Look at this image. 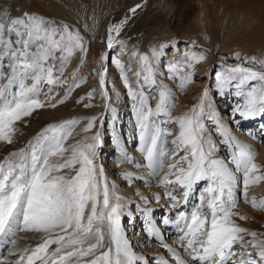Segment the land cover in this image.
Here are the masks:
<instances>
[{
	"label": "snow or ice",
	"instance_id": "6c2138e0",
	"mask_svg": "<svg viewBox=\"0 0 264 264\" xmlns=\"http://www.w3.org/2000/svg\"><path fill=\"white\" fill-rule=\"evenodd\" d=\"M130 11L135 13L136 8ZM123 23L126 21L109 28V49L114 43L123 48L124 42L115 41L112 35L120 34ZM166 47L161 44L153 48L151 57L132 53L139 64L135 87L123 63L115 61L134 101L139 151L144 162H134L126 152L124 159L136 167H146L148 175L164 189L171 207L181 209L175 221L164 222L174 224L178 244L189 259L163 241L151 219L147 221V231L160 241L175 264H264V239L233 219L239 215L233 211L238 202L236 172L242 173L241 195L245 199L249 185L264 180V175L258 174L261 168L254 162L255 153L247 145L235 142V171L214 155L216 146L203 123L206 116L213 117V113L205 111L206 107L211 108L205 103L207 89L188 113L171 117L175 100L171 90L158 82L156 68ZM77 51L85 55L88 51L78 30L28 12L13 17L0 8V142L12 145L18 122L38 109L64 103L44 102L41 96H50L54 87L67 82L61 77ZM58 57L59 68L55 64ZM205 59L203 54L187 53L183 61L168 65L170 78H178L181 88L186 87L194 82L193 73L181 75L183 68L194 69ZM106 74V68L98 73L102 94L108 99ZM215 79L218 89L235 88L243 99V106L236 109L240 116H264V72L237 66L217 72ZM76 80L74 74L73 86L79 87ZM45 87L48 93L44 92ZM152 88L157 89L159 97L155 108L146 94ZM96 119L90 118L82 131L92 132ZM170 122L179 129L171 141L168 137L172 130L165 127ZM77 124V119L50 124L24 147L0 160V247L11 245L8 255L0 256V264H168L163 257L150 259L134 251L122 226L123 197L108 180L103 165L97 163L100 132L68 144ZM134 178L143 179L125 173L129 183ZM194 196L197 203L190 211H184ZM143 199L147 201L146 197ZM155 199L161 196L157 194ZM251 203L264 210V201L257 204L253 198ZM21 232L41 233L42 242L34 248H18ZM246 236L252 239L246 240Z\"/></svg>",
	"mask_w": 264,
	"mask_h": 264
},
{
	"label": "rangeland",
	"instance_id": "374dc122",
	"mask_svg": "<svg viewBox=\"0 0 264 264\" xmlns=\"http://www.w3.org/2000/svg\"><path fill=\"white\" fill-rule=\"evenodd\" d=\"M21 1V0H20ZM27 2V11L31 14H38L40 17H43L46 20H53L56 25L67 24L69 28L73 31H79V33L84 37L85 43L88 51L91 54V68L89 71H84L86 55L77 51L71 59L74 58L73 71H66L67 66L64 68L62 80L67 81L63 84L62 87H54L49 95H42L41 100L44 102L56 103L59 100H65V97L73 92V76L77 77L76 82H79V79L85 82L89 81H98L99 90L103 93L99 83L98 73L107 69V74L105 77V88L108 93V99H102L103 103L101 107H97L95 112L89 113V106L84 107V112L71 113V115H65V117H60V114L53 113L52 116H48V112L51 111L49 107L41 108L33 112L30 117H26L24 121L18 122L16 127L18 131L15 133L14 140L15 143L8 145L0 142V160H3L10 152L15 151L19 148L24 147L30 140H32L37 133L41 132L42 129L46 128L50 124H57L62 121L77 119L78 124L75 126L73 136L69 138L68 144L75 143L77 140H80L85 135H92L95 133V129H92V132L85 133V135H79L80 125H84V122L89 123V119L92 117L98 118L100 114L103 113V117L100 122L95 120V125L98 127V131L101 136V144L98 147V164H102L105 170V174L108 180L116 185V192L123 197L122 203L125 205L123 210V215L121 217L123 230L129 225V218L132 213H135L133 217L139 216L141 221H143V226H145L146 220L143 219L145 216H148V220L154 223L155 227L159 230H163L161 233V238L170 237L168 239V245L172 243V248H175L172 238L177 240V230L169 227L167 223H164L165 228L162 229V221H159V218L162 217L163 213L165 214L163 208L162 211L154 213H149L146 208V204L141 203V199L136 195V189L138 184L142 182L137 179L136 182H131L125 179L123 175V170L117 166V158L113 159L114 154H122L121 149L119 151L108 150L109 146H112L113 142V128L116 126L113 125V114L110 109H115V100L113 96L118 98L117 88L115 84H109V74L111 72L109 66L112 65L113 57L121 59V55L124 53L126 46L134 45L139 47L140 45H148L151 47L159 48L161 44L167 45L164 49V55L160 58V64L164 66L165 76H168V65L171 63L181 62L184 60L185 56L181 55L177 47V51H174L175 45L189 44L192 46V51L196 53L199 51L202 53L207 60H209V67L203 68L201 73L193 72V80L196 85L194 88L200 90V94L207 89L209 96L206 99V105L210 104L211 108L205 109L206 113H213L212 118L207 116L203 120L205 124L208 135L210 136L212 142L215 143L217 139L220 140V146H222L224 161L231 158L235 151V142L233 139L232 143L225 140L226 135L223 134L222 129L225 130V127L222 126L221 122L231 123L228 129L234 128L232 130H227L228 134L233 135L237 134L242 137L239 138V143L247 145L251 151H258L259 160L255 159L261 168V172L258 174L264 175V152L262 147L264 146V128L260 130L256 124H244L245 117L240 116L236 112V107L243 106V99L233 93V88L226 87L223 90H219L216 84L215 74L219 70L223 71L226 68L230 67V64H253L257 69H260L264 72V0H167L165 3H161V0H22ZM43 1L46 4L45 6ZM140 5V7H136ZM7 6V5H5ZM5 8L4 10L8 11L13 17L16 15V10L12 6ZM136 8L135 13L131 12L130 9ZM11 10V11H10ZM202 16V18H201ZM57 20V21H56ZM61 21V22H60ZM123 27L120 31V34L117 36L115 32L112 33L115 41H123V48L119 43H114V46L109 49L107 44V39L109 35V28L114 25H119L122 22ZM196 25L195 31L193 27ZM193 27V28H192ZM196 39L199 44L194 45L193 41ZM143 42V43H142ZM145 42V43H144ZM218 42V43H217ZM155 44V45H154ZM158 46V47H157ZM180 48V47H179ZM213 50V52H211ZM236 50L244 51L243 55H237ZM259 52L261 54H259ZM145 53V52H144ZM232 53V54H231ZM235 53V54H233ZM175 55V60H171L170 55ZM197 54V53H196ZM123 57V56H122ZM59 58V57H58ZM58 58L55 61L56 67L59 68L60 60ZM77 58V59H75ZM224 59H226L224 61ZM83 60V63H81ZM121 61H123L121 59ZM129 64H133L131 56L126 59ZM240 61V62H238ZM69 63V62H68ZM160 65H156L158 69ZM133 66H130V68ZM184 68H186L184 70ZM181 75L189 72L190 69L184 67ZM188 70V71H187ZM110 71V72H109ZM186 71L185 73H183ZM258 72V71H257ZM199 73V74H198ZM175 82V87L177 90L182 91L183 88L179 85V79H172ZM192 84V83H190ZM188 84V85H190ZM188 87V86H186ZM71 91L69 93V89ZM92 89V91H91ZM96 88L93 89L91 86L90 91L92 96L88 97L90 103L93 98H101L102 95H97L95 92ZM157 89L152 88L147 91L149 99L153 108H155L156 103L158 102L159 97H155ZM44 92L48 93V87L44 88ZM177 91L173 92L174 94ZM226 98L224 99L223 95ZM200 95V97H201ZM232 95V97H231ZM228 96V97H227ZM126 96L121 97V104L117 108L118 114L121 113V107H123V102H125ZM199 97V99H200ZM49 99V100H48ZM157 100V101H155ZM128 102V101H126ZM199 101H197L198 103ZM220 102V103H218ZM114 103V104H113ZM59 104V103H57ZM224 104V105H223ZM76 106V107H75ZM221 106V107H220ZM222 106H225L222 110ZM129 106H126L128 108ZM220 107V108H219ZM78 105H74L70 108V111L77 110ZM50 109V111H49ZM100 109V111H98ZM231 109H234L232 114ZM53 110V109H52ZM69 111V112H70ZM47 112V113H46ZM128 113V112H127ZM228 117L224 119L222 116ZM124 113L122 112L123 116ZM260 115H257V117ZM52 118V119H51ZM163 119V117H161ZM168 118V117H166ZM124 119V118H123ZM238 119V120H237ZM250 118H247L245 122H249ZM257 118L252 120L254 123H260ZM237 120V121H236ZM125 120L120 125V130L123 131V134H126L125 129L127 130L126 125H124ZM97 123V124H96ZM100 123V124H98ZM234 126V127H233ZM249 126V127H248ZM165 127L175 129L174 123H169ZM95 131V132H94ZM129 135H135L132 129H128ZM78 132V133H77ZM169 138V137H168ZM123 140V137L121 138ZM214 140V141H213ZM259 140V143L256 141ZM120 146L125 150V146L120 142ZM122 149V150H123ZM217 157V155L214 153ZM223 160V159H222ZM112 164H108L111 163ZM228 162V161H225ZM243 181V177H240ZM241 181V182H242ZM142 184V183H141ZM264 186V180L259 183L252 184L247 188V204L251 205V201L255 198L256 201H260L264 197V192H261L257 186ZM243 188V186H242ZM238 196V211L245 218L248 217V214L244 210L245 200H239L242 195ZM249 196V197H248ZM240 197V198H239ZM171 205V202L167 200ZM250 202V203H249ZM192 207V205H191ZM175 213L180 211V208H172L168 216L169 221L175 216ZM264 211V210H262ZM174 214V215H173ZM158 219V221H157ZM236 223L245 224V220L235 219ZM131 235H128V239L133 245L134 251L138 255L146 256L150 259L163 257L168 261V264H175V260L172 259L171 255L167 250L162 247L160 241L153 237H150L147 229L143 231L141 228V233L135 227H141V223L138 221H133ZM139 225V226H138ZM133 229V228H132ZM169 232H172L170 235ZM127 233V232H126ZM24 235V232L19 233L17 239ZM136 234V235H134ZM30 236L23 238L24 246L22 248H34L39 243L42 242V234L30 232ZM131 236V237H130ZM149 237V238H148ZM259 238L264 239V225H261V231H259ZM11 245H5L0 250V256H6L8 254V248ZM55 248V245L51 246ZM178 251L182 254L183 250L178 246ZM240 250L237 248V256H239ZM187 260L189 259L186 254L183 255ZM16 259V257H12ZM39 264V262H37ZM231 264V261H229Z\"/></svg>",
	"mask_w": 264,
	"mask_h": 264
},
{
	"label": "bare ground",
	"instance_id": "6f19581e",
	"mask_svg": "<svg viewBox=\"0 0 264 264\" xmlns=\"http://www.w3.org/2000/svg\"><path fill=\"white\" fill-rule=\"evenodd\" d=\"M161 1H162L161 3H165L167 0H161ZM40 3L41 4L43 3L44 6L46 5V4H44L45 2H43V1H41ZM27 4H28L27 2L22 1V0L21 1L20 0H0V8L5 9V8H3L5 5H7L5 7H8L10 5V6H12V8H14L16 10V15L14 17H19V16H21L24 13V11H27L28 10ZM34 15L39 16L38 14H34ZM201 18H202V16H201ZM50 21L53 22V20H51V19H50ZM196 25H197L196 23L193 25V27H195L193 31H195ZM192 41H193L194 45L199 44V42H197L196 39H194ZM177 47H178L179 52L181 53V55L185 56L187 53H193V51L191 50L192 46H189V44H187V43L186 44H182V45H180V44L175 45L174 51H177L176 50ZM153 48H156V47H151V46H148V45H145V44L144 45L142 44L139 47H136L134 45L126 46V48L124 49L123 55H121V59L123 61H121V59L117 58V57H113V59H112V65L109 66L111 72L109 71L110 73H108L109 74L108 83L116 85V88H117V92L116 93H118V98L115 97V94H114L113 99L115 100L114 103H115L116 106H115V109H112V108L110 109V111L112 112L111 114H113V118H112L113 125L115 124L116 126L113 128V142L114 143L112 144V146H109L108 150L119 151L121 149L120 153H122V154L118 153V154H114L113 155V159L117 158L116 162H117L118 168L123 170V175L124 176H125V173H132L134 177H143V179H139L140 181L142 180V182H141L142 184L141 183L138 184V187H137V189L135 191L136 195L141 199V203L146 204V208L149 211V213H154V211L155 212H158V211L161 212L162 211L161 207H164L163 209L166 210L165 214L163 213L162 217H160L159 220L162 219L163 221H165V219L169 220L168 216L170 214V210L172 209V207L169 204V202H167L168 199L164 195V189L159 185L157 179H154V178H152V177H150L148 175V169L146 167H136L135 163H129V162H127L124 159V153L126 152L128 154V156L131 157V159L134 162H141V163L144 162V157H143L142 153L139 151L138 130H137L136 119H135L134 111H133L134 101L132 100L131 95H130V93L128 91V88L125 86V84H124V82H123V80L121 78V71L117 67V64L115 63V61L117 59L120 60L123 63L124 68L127 71V75H128L129 81L135 87L136 86V81H137V77L135 76V73L139 69V64H138V58L137 57H133L132 53L136 52V53H139V54H147V55H149V57H151V50ZM211 52H213V50H211ZM196 53L198 55L202 54L199 51H196ZM235 53H237V55H243L244 51L236 50ZM235 53H233V54H235ZM259 54H261V53L259 52ZM130 56H131V60H133V62H132L133 64H129L128 61H126V59L129 58ZM170 57H171L170 58L171 60H175L176 59L174 54H171ZM84 58L86 59V63H85V66H84L85 67L84 71L86 72V71H89L90 68H91L92 60H91L90 51H87L86 56ZM75 59H77V58H75ZM58 60H59V58H58ZM225 60L226 59H224V61ZM238 62H240V61H238ZM75 64H76V61L74 62V58L70 59V61L68 63V67L66 68L65 72L66 71H70V70L73 71ZM228 64H230L229 68L242 66V67L251 69L253 71L262 72L260 69H257L256 66L253 65V64L249 65V64H246L244 62H243L244 65H242V64L234 65L233 63H228ZM157 65H160L158 67V69H157L158 82H162L164 85H166L171 90V92L173 94V97H174V100H175V107H173L171 109V117L172 118H177V117L182 116L185 113H188L189 110L194 105L197 104V101L200 100L199 99V97L201 95L200 94V90L197 89V88H194V85H196L197 83L195 84L193 82L192 84L187 85L188 87H184L182 89V91H179L175 87L176 86L175 82L170 78V76L172 74L168 71V76H165L166 73L164 72V66H162L160 64V62H158ZM130 66H133V67L130 68ZM208 67H209V60L205 59L203 62H200V63L196 64L194 69H191L190 71H192V73L193 72L201 73V70L203 68H208ZM185 69L186 68H184V70ZM220 71L221 70H219V72ZM185 72L186 71H184L183 73H185ZM77 83L79 84V87H75L74 86L73 92L68 96V98H66L64 100V103H59L54 108L53 107H49L51 109V111L49 109L50 112H48V113L46 112L48 114V116H52L53 113H57V115L59 113L60 117H65V115L66 116L67 115H71V113H77V112L81 113V112H84L85 105H90L89 106V110H88L89 111L88 114H90L92 112H95L98 106L102 108V105H103V107H104V105H106V103L102 102V99H104V96H102L101 98H97L96 100H94V98H93L91 103H90V101L88 99V97H89L88 94L92 93L91 92L92 89L90 91L91 86H93V89L96 88L95 92H97V95H102V92L99 90L98 81H94L93 82L91 80L89 82H85V81L81 82V79H79V82L77 81ZM179 85H180V80H179ZM175 91H177V92L174 94L173 92H175ZM154 93L156 94L154 98H157L158 91H156ZM233 93L235 94V96H233V97H236L237 94H236V89L235 88H233ZM123 96H126L125 98H127V99H125V102H123V107H121V111L124 113V115L121 116L122 112L118 114L119 110L117 108H119V104H121V101H122L120 99ZM223 97L225 99L226 98V94H225V96L223 95ZM231 97H232V95H231ZM126 101H128V102H126ZM155 101H157V100H155ZM218 103H220V102H218ZM74 105H78L79 108L77 110H73L71 112L70 108L73 107ZM126 106H129V107L126 108ZM224 107L225 106H222L221 110ZM237 108L238 107H236V109ZM98 111H100V109ZM231 112L233 114L235 112L234 109H231ZM222 116L224 117V119L228 118V117L224 116L223 113H222ZM58 117H59V115H58ZM102 117H103V113L98 116L97 121L100 122ZM260 117L261 118H259V116L258 117L256 116L254 118H257L259 120V122L264 121V116H260ZM254 118H250L249 122H245L246 119H247V118H245L243 122H244V124H249V123L253 122L252 120H254ZM163 119H169V118L163 117ZM123 120H125L124 125H126V127H127V130L126 129L124 130V131H126L125 135L123 134V131L120 130V125H121V123H123ZM84 123H85L84 125H80V129H79L80 133H79V135H85V133L82 130L87 126L88 123L87 122H84ZM98 124H100V123H98ZM170 124H171V122H170ZM221 124H222V126L225 127V130L222 129L223 134L226 135L225 140L230 142V144L232 143L233 139L240 140L239 138H241V140H242V137L238 136L237 134H233V135L228 134L227 130L230 131V130L234 129V128H231V129L226 128L227 126L230 127L231 123L230 124H229V122H224L223 123V121H222ZM259 126H260V124H258V127ZM262 127L264 128V123L261 125V128ZM94 129H95V131H98V127L97 126H95ZM128 129H132L134 131L135 135H133V134L129 135L128 134L129 133ZM178 130H179L178 129V125L175 124V129H173L172 135L169 136V138H168L169 141H171L174 138V136L178 133ZM122 137H123V140H121ZM237 140H236V142H239ZM256 141L259 143V140H256ZM120 142L123 143V146H125V150L123 149L122 146H120ZM220 143L221 142H220L219 139H217L215 141L214 144H215L216 148H215V152L214 153L217 155L218 158L224 160L225 158H224L223 153H222V151H224V150L222 149V146H220L221 145ZM262 150L264 152V146L262 147ZM252 152L255 153V159H257L258 158V154H259L258 151L257 152L252 151ZM259 159L260 158H258L257 160H259ZM225 161H228L227 162L228 167L235 171V164H234V162H232V157L227 159V160H225ZM254 162L258 163L257 161H254ZM108 164H112V162L108 163ZM257 165H259V164H257ZM236 176H237L238 181H239V187L237 188V197H238L240 195V192L244 191V187L242 188L243 183L241 182L242 179L240 178L242 176V173L236 172ZM136 181H137V179L134 178L132 180V183L136 182ZM145 181H148V182L146 183ZM250 185H252V184H250ZM257 188H259L261 192H264V186L261 187V186L258 185ZM157 194H159L161 196V199H159V200L155 199V196ZM144 197L147 198V201L145 199H143ZM239 200L243 201V200H245V197L242 196ZM261 201H264V197L260 201H257V204H259ZM196 203H197V199L194 196L190 200L189 205L186 208H184L183 210L186 211V212L190 211L191 208H192L191 205L193 206ZM247 203L248 202H246L244 204V210L248 214V217H246L244 219L245 220V224H243V223H237V224L240 227L247 229L249 232H256L258 234V236H259V231H261V225L262 224L264 225V211H262L258 207H253L252 204L249 205ZM237 204H238V202H237ZM237 207L238 206L236 205V208L233 211L238 213L239 215L238 216H234L233 219L235 220L237 218V219L241 220L239 218V216H242V214L238 211ZM156 210H158V211H156ZM175 212L176 211H174V213ZM143 219L146 220L144 227H145V229H147L148 216L147 217L145 216ZM175 220H176V213H175V216L171 219V221H175ZM157 221H158V219H157ZM167 225H169V227L174 228L175 230H177L176 227L174 226V224L167 223ZM160 232L163 233V230H161ZM132 233H134V232H130V233L127 232L126 235L128 236V235H131ZM169 233H170V235H172V232H169ZM134 235H136V234H134ZM27 236H30L29 233H24V235L22 234L17 239V245L16 246L18 248H22L25 245L24 241H23V238H26ZM169 238L170 237L167 236V237H164L162 239H163V241L165 243H168L169 242L168 241ZM245 239L246 240H251L252 237L251 236H246ZM172 241L174 242V245H176L175 249H177L179 245H177V241L175 240V238H172ZM171 246H172V243L170 244V247ZM1 248H3V247H0V250H1ZM180 254H181V256L184 255L181 252H180ZM183 258H184V256H183ZM9 259L14 260L12 257H9Z\"/></svg>",
	"mask_w": 264,
	"mask_h": 264
}]
</instances>
